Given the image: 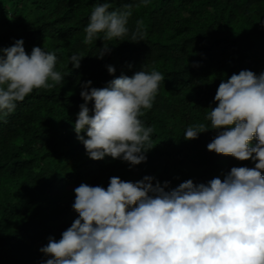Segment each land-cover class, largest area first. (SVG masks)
<instances>
[{
	"label": "trees",
	"instance_id": "1",
	"mask_svg": "<svg viewBox=\"0 0 264 264\" xmlns=\"http://www.w3.org/2000/svg\"><path fill=\"white\" fill-rule=\"evenodd\" d=\"M104 2L112 9L132 4L128 26L142 21L144 41L83 43L93 6ZM19 39L27 53L34 46L55 52L56 70L67 75L63 84L33 90L0 120V264H41L46 257L39 249L78 217L71 205L81 183L106 188L113 176L135 182L151 175L176 187L222 178L233 166L254 167L207 150L215 130L190 140L183 134L190 125L210 124L205 116L216 106L222 80L241 70L264 71V0H150L147 6L140 0H0V48ZM104 44L111 51L97 58ZM72 54L84 55L79 68L70 63ZM143 65L165 76L141 117L154 129L146 162L91 159L74 131L82 82L103 88Z\"/></svg>",
	"mask_w": 264,
	"mask_h": 264
},
{
	"label": "clouds",
	"instance_id": "2",
	"mask_svg": "<svg viewBox=\"0 0 264 264\" xmlns=\"http://www.w3.org/2000/svg\"><path fill=\"white\" fill-rule=\"evenodd\" d=\"M140 3L147 6L150 0ZM110 9L107 2L93 6L83 43L97 38L144 41L142 21L134 29L128 26L132 4ZM110 51L104 44L96 56ZM83 57L72 54V67L79 68ZM56 64L55 52L34 46L27 53L23 39L0 48V120L33 90L64 82L67 74L57 71ZM106 68L114 74V66ZM164 79L143 65L103 88L82 82L84 103L74 131L91 159L109 155L130 166L146 162L154 129L141 117L152 109ZM214 102L205 116L210 124L188 126L183 138L215 130L207 150L250 160L254 167L233 166L222 178L206 183L188 179L176 187L151 175L135 182L113 176L106 188L81 183L71 205L78 217L58 240L50 236L39 249L46 257L41 264H264V71L241 70L222 80Z\"/></svg>",
	"mask_w": 264,
	"mask_h": 264
}]
</instances>
